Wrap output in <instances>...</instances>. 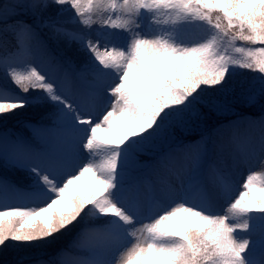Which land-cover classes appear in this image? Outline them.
Instances as JSON below:
<instances>
[{
	"label": "snow or ice",
	"instance_id": "6c2138e0",
	"mask_svg": "<svg viewBox=\"0 0 264 264\" xmlns=\"http://www.w3.org/2000/svg\"><path fill=\"white\" fill-rule=\"evenodd\" d=\"M229 93L259 116L177 136ZM30 108L31 138L0 132L5 264H264V0H0V124Z\"/></svg>",
	"mask_w": 264,
	"mask_h": 264
},
{
	"label": "rangeland",
	"instance_id": "374dc122",
	"mask_svg": "<svg viewBox=\"0 0 264 264\" xmlns=\"http://www.w3.org/2000/svg\"><path fill=\"white\" fill-rule=\"evenodd\" d=\"M237 76L234 77V84L236 85V94H239L240 91V82L244 81L245 84L250 83L251 77L254 76H259V73H252L248 70H243V69H237ZM91 80V76L85 74V76L77 81V86L82 89L86 90L88 88V81ZM206 91H213L212 89H207ZM217 98L222 102V103H228L232 105L231 111H225V112H216L214 110H210L207 107H201L200 111L204 114L203 120L197 121L193 120L191 123L189 130L187 132H181L177 130V136L179 138H182L185 143H188L185 140H192L194 138H197L196 140L192 142H196L201 139L202 135L207 134L212 136L214 140L219 142L220 137L214 135V130L219 128L221 125H228L230 121H236L239 120L241 117H252L256 118L260 114V109L258 106H252L248 107L245 103L239 101V100H234L233 99V94L229 93L227 98L223 95H218ZM40 117L37 113L36 110L34 109H27V110H22L19 115L16 116H11L10 118L4 120L3 124H0L2 126L0 129V132L2 131H8L13 134H19L17 129L20 130L21 136H25L27 138L32 137V130L27 131L23 126H21V122L23 120H37L39 121ZM26 130L25 133L22 130ZM31 133V135H30ZM224 139H227V133L224 135ZM211 145V142H209V146ZM215 159V155L213 156ZM141 162H151L152 158L150 156L142 155L140 156ZM221 167H225L221 163ZM2 171L6 176H8L11 180H15L17 178V175H23L22 173H13V172H7L5 170H0ZM247 171H244L243 169L241 171H238L237 173V178L234 174L231 173L232 180L234 182L238 183L240 182L239 177L243 179L244 175L246 174ZM147 179L151 180L153 183H156L158 180H163L166 179L169 182L175 184L176 180L175 177L172 176H166L163 173H160L159 176L156 174H148ZM239 179V181L237 180ZM82 188L84 191H91L92 190V184L90 177L86 175L83 178L82 181ZM79 229H72L71 231H66V234L60 235L59 239L55 241L53 244L48 245L46 248V254L41 256L39 252H33L29 254V257L31 259H37V258H42V259H47L49 255L53 254L55 250H59L60 248H66L68 247L76 238L77 232ZM10 252L12 251H5L3 254H0V261L6 258L5 256L9 255ZM12 255V254H11ZM14 257L17 258V254H14Z\"/></svg>",
	"mask_w": 264,
	"mask_h": 264
},
{
	"label": "bare ground",
	"instance_id": "6f19581e",
	"mask_svg": "<svg viewBox=\"0 0 264 264\" xmlns=\"http://www.w3.org/2000/svg\"><path fill=\"white\" fill-rule=\"evenodd\" d=\"M224 140H225V142L227 141V139H224ZM219 142H220V140H219ZM232 150H233V148L230 145L226 148V153H225L224 159L222 161V164L225 165V167H228L229 170L231 171V173L234 174L236 176V178H237L238 171H241L242 169L244 171H248L249 169L247 167H245V166H239V167H236V168H231L230 167L231 166V160L227 156V152L232 151ZM250 168H251V170H259L260 165L258 163H256V164L251 165ZM239 179H240V181L242 180L241 177H239ZM239 179H237V180L239 181Z\"/></svg>",
	"mask_w": 264,
	"mask_h": 264
},
{
	"label": "trees",
	"instance_id": "16d2710c",
	"mask_svg": "<svg viewBox=\"0 0 264 264\" xmlns=\"http://www.w3.org/2000/svg\"><path fill=\"white\" fill-rule=\"evenodd\" d=\"M38 121L37 120H30V121H27V120H23L22 122H21V126H23L27 131H29V130H31V128L29 127V125L30 124H36ZM0 126H2V125H0ZM2 127H0V129H1ZM22 130L24 133H25V131L26 130ZM17 131H18V133L20 134V130L19 129H17ZM32 133V132H31ZM31 133H30V135H31ZM25 137V136H24ZM27 138V137H26ZM194 139H197V138H194ZM194 139H192V140H185V141H187V142H192V141H194ZM0 175H5L2 171H0ZM8 177V176H7ZM8 179H10L9 177H8ZM12 254V255H11ZM14 254H15V252H10V254L9 255H7V256H5L6 258H4L3 260H1L0 261V264H5V262H7V261H12V260H14V259H16L15 257H14Z\"/></svg>",
	"mask_w": 264,
	"mask_h": 264
}]
</instances>
